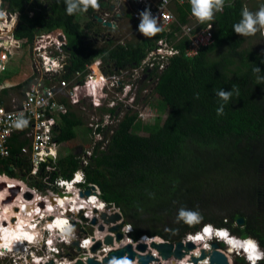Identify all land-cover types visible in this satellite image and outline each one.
<instances>
[{
    "label": "trees",
    "instance_id": "1",
    "mask_svg": "<svg viewBox=\"0 0 264 264\" xmlns=\"http://www.w3.org/2000/svg\"><path fill=\"white\" fill-rule=\"evenodd\" d=\"M3 1L20 14L17 40L29 43L36 34L53 31L66 35L70 63L64 77L83 70L98 57L105 63L114 62L119 75L135 70L158 48L161 37H168L178 53L169 57L163 70L159 63L144 70L145 83L151 84L150 98L145 100L144 114L148 112V116L131 109L121 116L122 102L114 108L102 104L100 114L110 110L114 120L98 128L103 139L93 145L90 155L85 150L62 155L61 171L72 177L83 170L84 185L100 187V198L120 209L133 226L134 238L146 233L175 243L210 223L242 238L251 236L264 250V80L258 79L264 77V50L246 46L247 37L232 30L248 0H226L223 12L216 13L211 25L214 43L203 46L195 57L187 55L192 43L188 37L176 39L181 31L177 25L170 34L162 31L152 38L141 35L127 44L100 46L90 40L99 24L82 19L94 12L91 8L70 16L64 0L52 2L50 11L42 1L32 2L31 8L27 7L30 0ZM175 12L183 24L192 22L188 0L176 3ZM204 27L207 24H197L195 30ZM256 66L261 68L259 73L253 71ZM142 87L138 88L139 103ZM220 89H238L239 95L234 91L225 103L216 95ZM222 103L224 114L218 116L216 109ZM83 118L72 109L61 114V132L55 139L60 143L84 141L74 140L84 128L92 130ZM27 142H13L11 157L0 158V175L19 179L31 171L29 157L21 153ZM10 166L16 169L10 170ZM181 207L199 210L203 221L191 227L177 222ZM239 217L245 218L242 226L236 223ZM236 263L247 261L236 257Z\"/></svg>",
    "mask_w": 264,
    "mask_h": 264
},
{
    "label": "built area",
    "instance_id": "2",
    "mask_svg": "<svg viewBox=\"0 0 264 264\" xmlns=\"http://www.w3.org/2000/svg\"><path fill=\"white\" fill-rule=\"evenodd\" d=\"M178 1L184 2L185 0H167L166 3L165 0H142V3H139L140 7L133 11V17L139 20L138 13L148 6L152 14L159 17L163 31H169L177 21L176 14L171 9V6ZM169 15L174 17V19L169 20ZM184 30L185 34L192 41L187 49V55L190 57L198 55L203 46L207 47L214 43L212 26L209 29L207 27L198 32L194 31V27L192 26H185ZM59 32L55 36L51 32L36 34L31 41V53L35 60L36 73L34 81H37L34 85L28 89L16 90V92H8L7 90L4 93L3 90L7 88L0 89V109L3 110V113L0 114V158L8 159L11 157L10 139L14 134L24 131L22 136L28 142L22 146L21 153L29 157V169H31V171H26L25 178L10 179L8 175V177L0 175L2 178L15 181V183L10 184V181L0 180V185L6 184L8 187L5 190V199L0 197V209L4 208V202L9 197H12L11 190L19 186L21 188L20 195L16 198V203L18 200L21 202L25 201L24 204L13 203L10 206L7 204L5 206L7 208L2 213L4 219H2L1 225L5 230L9 229L10 223L15 224L17 221V215L26 211L27 207H29L27 214L29 216L34 214L35 217L31 222H33L32 225L35 227L34 230L39 234L38 243L29 244L26 240L21 244V248H17L16 250L13 247L12 252H5V255L0 257V260L3 261L6 258H11L10 264H57V261H59V264H73L82 254L84 262H86L84 258L88 256H93L97 260L103 261L111 250L121 248L128 243L135 247L142 241L148 242V244L156 240L165 242V240L159 237H151L146 233L142 234L139 238H134L131 236L133 226L127 223L121 229L125 236L123 241L116 242L115 240L114 245L103 244L96 252L91 250V246L98 240L103 239L108 233L107 231L102 232L99 230V225L103 223L100 213L105 211L108 214H113L121 211L113 203L111 208H107L110 203L104 201L101 203L103 207L97 208V211L94 210L96 207L80 208L82 204L76 207L78 211H72L78 201L85 204L86 200L93 197L92 194H95L97 201H99L101 199V189L94 183H91L88 187L84 185L87 183V178L83 170L78 171L83 172L84 183L82 181L73 183L78 171L72 177L61 171V160L55 149L57 143L55 138L59 134L60 127L59 120L61 114L74 109L73 106L81 104V101H85L86 99L92 100L99 107L106 102L103 98L108 96L109 90L114 89L116 96L123 92L121 88H125L126 85L130 86V90H132L133 87H137V77L133 75L127 79L126 71L119 75L116 70L105 63L102 57L94 59L83 70L74 72L71 77H64L63 74L67 71L62 74L61 72L67 69L70 62L69 54L65 52L67 39L61 31ZM136 32L139 33L137 28ZM166 38L164 37L159 40L158 48L152 51L141 67L135 69L137 73H142L147 66L154 68L157 63L160 64V69L163 70L167 66L169 57L178 53V48L173 46ZM123 43L125 44V42ZM15 44L17 45L19 42L15 41ZM9 47L10 44L0 42V69H2L0 72L6 71V63L12 53ZM54 63L61 65V67L59 69L53 68ZM94 83L97 84V89H95L97 92L90 99L88 97H90L91 91L88 90L82 93V89L90 85L93 87ZM10 88L8 89L10 90ZM126 103L129 104L130 101ZM20 112H24L26 118L30 121L28 127L22 131L12 127L13 120ZM112 119L110 113L94 115L89 122V126L93 129L91 133L94 144L103 139V135L98 131V128L110 125ZM105 120L108 121L107 124H105ZM92 148L93 146L87 149L84 148L85 155H90ZM52 152H55L56 155L52 156ZM83 162L85 163L86 161ZM63 182L70 183L72 185L71 190ZM87 189H92L93 193L90 196H82V192H85ZM61 191L73 192L77 199L72 201L69 197L70 195H61ZM28 193H31L33 197H27ZM80 197L82 198L81 200L78 199ZM8 210L10 214L7 213ZM82 210L84 211V216L88 218L87 221L78 215ZM58 218L68 219L75 226V239L80 240L82 249L78 250L76 246L64 243L60 238L59 229L55 227L49 228ZM93 218L97 219V224L91 222ZM5 223H7L6 226L4 225ZM129 225L131 226V231L128 230ZM107 227L108 225H106ZM29 229L32 230L31 227ZM111 234L115 235L114 233ZM40 235H42L43 240L41 239L39 244ZM49 240L52 241L51 246L48 243ZM85 240L91 241V243L85 246ZM74 251H77V254ZM151 251L155 255L158 254L157 251ZM137 260L135 259L134 261ZM151 264H171V262L159 257L158 262H152ZM179 264L193 263L190 257L187 256Z\"/></svg>",
    "mask_w": 264,
    "mask_h": 264
},
{
    "label": "clouds",
    "instance_id": "3",
    "mask_svg": "<svg viewBox=\"0 0 264 264\" xmlns=\"http://www.w3.org/2000/svg\"><path fill=\"white\" fill-rule=\"evenodd\" d=\"M136 1H137L136 6L140 7L139 3H142V0H136ZM186 1L187 0H185L184 2L182 1H178V2L185 3ZM166 2L167 0H165V3ZM64 3L66 5L65 12L67 15H70V16L75 15L77 13H86L89 10V8L96 10V11H98L100 8V4L98 0H64ZM176 3L174 4L176 5ZM188 3L190 5V13L192 15V18L194 17L198 24H207V27L209 29L211 28L212 22L215 21L216 13L223 12L226 0H188ZM173 5L171 6V9L174 11ZM124 9L128 14L129 10L126 9V6L124 7ZM120 12L122 13L123 11L120 9ZM4 14L5 13L3 11H0V17H3ZM138 16H139V20H138L139 22L136 28L139 31V33H141V35H143L144 37L152 38L154 36H157L160 32L163 31V26L159 22V17L152 14L150 7L146 6L142 11L138 13ZM176 17H177V21L175 22V24L172 25L171 30L168 31L169 34L172 33L174 25H177L178 27H180L181 31H177L175 35L176 39H183L184 37H188L185 34V30H184L185 26H192L194 27V31H196L195 29H196L197 24L193 25L192 22L183 24L179 20L177 14H176ZM168 19L172 20L174 19V17L169 15ZM115 27L116 26L113 25V28ZM207 27H204L203 29H206ZM232 30L239 36H243V37L254 36L258 31L264 30V2L260 3L255 11L250 10L247 6H243L240 12V19L237 23L233 24ZM212 31H213V27H212ZM55 32H59V31H55ZM161 38H164V37H161ZM15 41L19 42L17 46L18 48H22V44L20 42L27 43L26 40L20 41L17 39H14V40L7 39L6 41H2L0 39V42H6L7 44H10V47H9L10 51L16 48ZM34 64H35V60H34ZM60 67L61 65L59 64H55V63L53 64V68L55 69H59ZM253 71L255 73H259L261 71V68L256 66L253 69ZM35 77H36V73H35V66H34L33 73L29 76V78H31L30 80H32V79H35ZM258 79L264 80V77L258 76ZM18 89L19 88H14L13 86H11L10 90L7 88L8 92H16V90ZM88 90L91 91V95L90 97H88L91 99L95 96L97 91H95V89H93V87L90 85V86L84 87L82 89V93ZM234 91L236 92L237 95H239L238 89H230V90L220 89L216 92V95L220 98L221 101L226 103L230 100ZM112 98L113 97H110L109 95L106 96L105 98H103V100L105 99L104 101L106 102H104L103 104H108L107 101H112L113 100ZM197 98H198V94H197ZM87 100L88 99H86L85 101H81V104L73 106L74 109L72 110L76 111L79 114V107L83 104L84 107H86L85 109L86 112H82L81 114H79V116L87 117L88 118L87 124H88V127H90L89 122L92 120L95 114H93L94 111H92L91 114H87L88 112H90L88 111L89 102H87ZM91 102L93 103L92 100L90 101V103ZM93 105L95 107H98V105H95L94 103ZM2 113H3V110L0 109V114ZM216 114L218 116H222L224 114V104L223 103L220 104L219 107H217ZM29 123L30 121L26 118L24 112H20L16 115L15 119L13 120L12 127L17 130L22 131L28 127ZM92 131L93 129L90 132ZM55 155L56 153L52 152V156H55ZM83 180H84L83 172L78 171L75 175V180L73 181V183L81 182V181L83 182ZM63 183L67 184L68 189L71 190L72 185L70 183H67V182H63ZM101 207H103V205H101ZM72 211H78V209L73 208ZM176 221L177 222L182 221L184 224L191 227L196 224H200L203 221V216L201 215L199 210H191L185 207H181L178 210ZM52 227L59 229L60 238L63 240L64 243L71 244L72 241L75 239V234H74L75 226L71 224L68 219L58 218L54 221L53 225L49 226V228H52ZM128 230L131 231L130 225L128 226ZM4 231L6 233L5 236L4 237L0 236L3 239V242L0 243V249H2L0 250V257H3L5 255V251L12 252L14 242H19L22 244L24 240H27L29 244L38 243L39 234L35 232L30 234L29 232L25 231L23 227H20L17 231H12V232H9L8 230H4ZM214 237L220 241H223L228 246L229 252L235 253L237 256L242 255V257L245 258L248 264H258L259 262H264V250L260 246L258 240L254 239L251 236H245L243 238L239 236L238 237L234 236L228 228H216L210 223L204 224L200 232L194 235H189V239L187 240L185 239L184 241H189V240L193 241L196 239H201V240L207 239L211 241ZM48 243L51 246L52 241L49 240ZM90 243L91 241H88V240L84 241L85 246H87ZM205 249L206 250L210 249V244L206 243ZM193 255L199 258L201 253L196 252V253H193ZM84 259L87 261V259L89 258L85 257ZM57 264H59V261H57ZM107 264H138V260L134 261L132 258L131 259L129 258L127 253H124L123 255H120V256H115V255L111 256L110 258L107 259ZM199 264H209V258H204L203 260H200Z\"/></svg>",
    "mask_w": 264,
    "mask_h": 264
},
{
    "label": "water",
    "instance_id": "4",
    "mask_svg": "<svg viewBox=\"0 0 264 264\" xmlns=\"http://www.w3.org/2000/svg\"><path fill=\"white\" fill-rule=\"evenodd\" d=\"M95 20L104 23L106 26L113 27L112 21H105L104 18H101L99 16L92 17ZM118 24V22H116ZM117 24L115 25L117 27ZM105 37V34L102 35ZM102 37V38H103ZM10 170H15L16 168L14 166H10ZM6 184L0 185V191L3 190V188H6ZM20 186L18 188L12 189L11 194L12 197H9V199L6 201L7 203H11L20 192ZM61 195L71 194L69 192L61 191ZM93 193L92 189H87L85 192H82V196H90ZM27 197H33L31 193H28L26 195ZM113 206L112 203L108 204L107 208H111ZM97 211V209H94ZM82 219L88 220L84 216V211L82 210L78 214ZM100 217L103 220V223L99 225V230L102 232L107 231L108 233L104 236L103 239L98 240L94 245L91 246V250L93 252H96L99 248L102 247L103 244L106 245H114L115 240L116 242H121L124 240L125 236L123 231L121 230L128 222L126 219H124L123 214L121 212H115L113 214H108L107 212L103 211L100 213ZM93 224H97V219L93 218L91 220ZM113 223V224H112ZM236 223L240 226L244 225L245 218L239 217L236 220ZM5 226L7 223L4 224ZM106 225L108 227L106 228ZM114 233L115 235L111 234ZM80 240L75 239L72 241L71 245L76 246L78 250L82 249L80 245ZM210 249L206 250L205 247H201L194 244L193 241H178L175 243L172 242H161V241H152L150 244L148 242H139L135 247L128 243L125 246L111 250L106 256L103 261L97 260L93 256H88L89 259H87L86 262L83 261L82 257L83 254L80 255V258L73 264H107V259L111 256H120L124 253H127L129 258L135 260L138 259L139 264H151L152 262H158L159 257H161L163 260H170L171 264H178V262H181V260L186 255H191V260L194 264H199L200 260H203L204 258H209V264H231L228 255L225 253V251L222 249L221 245L218 241H212L209 243ZM198 247H200L199 252L201 253L200 257L197 258L193 254H191V251L196 250ZM157 251L158 257L151 251ZM75 254H77V251H74ZM49 264V263H48ZM232 264H242V263H232ZM248 264V263H246ZM258 264H264V262H259Z\"/></svg>",
    "mask_w": 264,
    "mask_h": 264
},
{
    "label": "rangeland",
    "instance_id": "5",
    "mask_svg": "<svg viewBox=\"0 0 264 264\" xmlns=\"http://www.w3.org/2000/svg\"><path fill=\"white\" fill-rule=\"evenodd\" d=\"M247 2H248V5L247 6L250 9V8H253L257 4L259 5L260 3L264 2V0H248ZM192 24L193 25L198 24L197 21H196V19L194 17L192 18ZM126 26L129 27L128 24H125V26H122V28L120 29V31L118 29V32L119 33H122L123 36L128 37V39L129 38H132V36L129 34V32L131 30L128 27H126ZM58 33H60V32H55V31L51 32V34L53 36L57 35ZM1 34H4V33L2 32V33H0V35ZM2 36H4V35H2ZM1 40L2 41H6L7 39H5V38L2 37ZM124 40H127V39H121L120 42H122ZM132 40H134V37H133ZM117 41L118 40H116L113 44H109L107 42L100 41L99 42V45L100 46H103V45H106V46L116 45V42ZM245 45L246 46H254L257 49L264 50V30L258 31L254 36L247 37V42H246ZM11 51H12V55H11L9 61L6 63V71L5 72H0V89L9 88L12 85H16L20 80H22V78H25V80H26V78L33 73V69H34V59H33V55L31 53L30 47L23 46L19 51H17L16 49L15 50L12 49ZM66 71H67V69L65 71H62L61 74L64 73V72H66ZM132 72L133 73L135 72L134 75L137 77L136 82H138L139 75H141V74L136 73V70H132ZM140 86H143L142 87L141 94L147 95L146 96V99L149 100L150 94H151V90H150L151 84H150V81H148L147 83H145V79H144V84H142V82H141ZM137 89L138 88L133 87V91L131 92L130 91V86L126 85L125 88L124 87L121 88V90H123V92L120 95L116 96V91L114 89L111 90V91L109 90V93L107 95L110 94V97H113V98H118L119 97V99H116L117 105H118L119 102H129L130 99H128V98L131 95H133L134 94V91L137 90ZM117 93H118V91H117ZM87 102H90V101L87 100ZM139 104L140 103H138L136 106L135 105H133V106L137 107V106H139ZM141 105H144V106L147 107L148 104L147 105L146 104H141ZM99 107H95L93 105V103L91 102V104L88 106V111H90V112H88L87 114H91L92 111H94L93 114L99 115V113H98L99 112ZM82 112H86L85 107H84L83 104L79 107V114H81ZM142 116L144 118L147 117L148 116V112H146L144 114V111H142ZM112 121H114V120L112 119ZM104 122H105V124L108 123L107 120H105ZM83 131H84L85 134L88 133L89 135H91V132L88 131L86 128H84V130L79 131L80 132L79 133V136H77L74 140H77V139L80 138V136H83V134H81V132H83ZM81 139H82V137H81ZM86 141H87V143L85 145V148L86 149L87 148H91L94 145V143L92 141V138L90 139V137H89V139H87ZM73 145H74L73 141L63 142V143H61L59 145H55V149L57 150V153H59L60 155H66V154H68L71 151L70 146L72 147ZM4 209H6V207H4ZM211 209L214 210L215 209V206H213ZM232 234L234 236H237L234 233H232ZM187 239H189V236L186 238V240ZM216 240L219 241V244L220 245L223 244V245H221V247L225 251V253L228 255L231 264L234 263V262H236V257H239V258L242 257V255L237 256L235 253L229 252L228 251V246L223 241H220L217 238H213L211 241L208 240V242L210 243V242L216 241ZM198 248L200 249V247H198ZM196 252H199V250L193 251V253H196ZM10 261H11V258H6V259H4V261L3 260H0V264H10Z\"/></svg>",
    "mask_w": 264,
    "mask_h": 264
},
{
    "label": "flooded vegetation",
    "instance_id": "6",
    "mask_svg": "<svg viewBox=\"0 0 264 264\" xmlns=\"http://www.w3.org/2000/svg\"><path fill=\"white\" fill-rule=\"evenodd\" d=\"M34 1H42L44 3V5L46 7H48V11H50L53 9V7H51L50 4L52 2L53 3L58 2L59 0H30L29 3L27 4V7L31 8L33 6L32 2H34ZM136 3H137L136 0H99V4H100L99 10L98 11L94 10V12L91 13L89 16H83L82 17V19L85 20L86 22L90 19H93L92 21L99 24V28H96L97 30L95 29L96 31H94V29H93L94 32H93V34L90 35V40H92L96 43L99 40H104V41L111 40L112 42L115 40H118V43H119L121 41L122 37L120 35H118L119 32L117 30V27L113 28L110 26H106V25H104V23H101L92 17L99 16L101 18H104L105 21H112V23L114 25H116L117 24L116 22H118L122 18V17L119 18V15H121L120 9L122 7L127 6L128 4H136ZM9 5H10L9 2L6 3L3 0L0 1V11H3L5 13L3 17H0V33H2V32L4 33V34H1L0 37L1 38L3 37L5 39H13L14 40V39H16L15 38L16 32H17L16 30H17V27L19 24L20 14L19 13L16 14V12H12L9 8ZM33 9H37V8L34 7ZM41 12H45L44 9H42ZM30 13H31V15H34L33 10H31ZM11 14H13L14 17H19V19L14 20V17ZM103 34H105V37L102 36ZM2 35H4V36H2ZM139 35H141V34H139ZM20 43L22 44V47L23 46L30 47V44H31V42H29V43L20 42ZM108 66L112 67L114 70H117L115 68L114 62L109 63ZM144 70L142 73L138 72L141 75H139V80L136 83V86H137L136 88L141 87L140 86L141 82H142V84H144V79H146V76H147V74L144 72ZM125 71L127 72V79H129V75L132 76L135 73V72L133 73L132 70H129V72H128V70H125ZM130 91L132 92L133 89ZM137 94H139L138 89L135 90L134 94L129 97L130 103L128 105L126 102L121 103L120 108L123 109L121 111V116L125 115L129 109H132V111L137 110V111H144L145 112V109H147V107L144 105H141V104L146 103L145 100H147L146 99L147 95L142 94L143 96L141 97V103L139 104V106L133 107V104L136 103V105H137L139 103V101H137ZM112 99H113L112 101H107V102L111 108L112 107L114 108L117 105L116 99H118V98H115V99L112 98ZM110 114H111V116H113L112 113H110ZM114 117H117V113H115ZM76 149H79V148L76 147V145H75L73 151L77 152Z\"/></svg>",
    "mask_w": 264,
    "mask_h": 264
},
{
    "label": "crops",
    "instance_id": "7",
    "mask_svg": "<svg viewBox=\"0 0 264 264\" xmlns=\"http://www.w3.org/2000/svg\"><path fill=\"white\" fill-rule=\"evenodd\" d=\"M175 4L173 5V9H174V11H175ZM138 8V6H136V4H128L127 6H126V9L127 10H129V13L127 14V12L125 11V9H124V7H122L121 8V10L123 11L122 13H121V15L119 16V18L120 17H122L119 21H118V24H117V30L119 29V31H120V29L122 28V26H125V24H128L129 25V27L128 26H126V27H128L131 31L129 32V34L132 36V38H129L128 39V37H125V36H123V34L122 33H119L118 35H120L121 37H122V39H127V40H124V41H122V42H125V44H127V42H130V41H135V40H137L138 38H140V36L141 35H139L137 32H136V26L138 25V21L133 17V11L134 10H136ZM18 12H16V14H17ZM14 14V13H13ZM12 14V16L14 17V15ZM20 17V16H19ZM19 17H14V20H16V18H17V20L19 19ZM62 34L63 35H65L63 32H62ZM138 36V37H137ZM65 37H66V35H65ZM133 37H134V40H132L133 39ZM100 41H102V42H107V43H109V44H113L115 41H111V40H107V41H104V40H99L98 42H97V44H99V42ZM119 43H121V42H119ZM118 43V41L116 42V45H118L119 44ZM116 45H109V46H111V47H114V46H116ZM18 46V44L15 46L16 48V50L17 51H19L21 48H18L17 47ZM15 49H13V50H15ZM31 49V48H30ZM11 57V56H10ZM10 57H9V59H10ZM9 61V60H8ZM34 66H35V64H34ZM29 79H31V78H29V76L26 78V80H25V78H22V80H20L16 85H12L14 88H19L18 90H21V89H28L30 86H32V85H34V83L35 82H37V81H34V79H32V80H30L27 84H26V86H24V84H25V82L27 81V80H29ZM25 80V81H24ZM23 81V82H22ZM21 82V83H20ZM91 103L89 102L88 103V105H90ZM98 112V111H97ZM99 113V112H98ZM108 113H110V110H107L105 113H103V114H108ZM100 114V113H99ZM85 121H86V124H87V121H88V118L87 117H84L83 118ZM61 118H60V120H59V124L61 125ZM87 127H88V124H87ZM24 133V131L23 132H18V133H16V134H14L13 136H12V138L10 139V142H11V148H12V145L14 144V143H16V144H19L20 142H22V140H27V139H24L23 138V136H22V134ZM58 133H60V131H58ZM81 134H83V136H80V138L82 137V139L83 140H85V141H79V142H77V141H73V140H71V141H73V143H74V145L71 147L70 146V148H71V151L72 152H74L73 150H74V146L76 145V147H78L79 149H76L77 150V152H74L76 155H78V154H80L82 151H83V149L85 148V145H86V143H87V139H89V137H90V139L92 138V135H89L88 133L87 134H85L84 133V131L83 132H81ZM14 142V143H13ZM67 142H69V141H67ZM59 144H61L60 142H58L57 141V143H56V145H59ZM18 146V145H17ZM80 150V151H79ZM58 154V156L61 158V156L62 155H60L59 153H57ZM3 176H5V177H8L6 174H3ZM10 179H11V177H9ZM4 230L5 229H3L2 228V231L1 232H4ZM42 239V235H40V237H39V244H40V240ZM43 240V239H42Z\"/></svg>",
    "mask_w": 264,
    "mask_h": 264
},
{
    "label": "bare ground",
    "instance_id": "8",
    "mask_svg": "<svg viewBox=\"0 0 264 264\" xmlns=\"http://www.w3.org/2000/svg\"><path fill=\"white\" fill-rule=\"evenodd\" d=\"M94 89H97V84L96 83H94ZM4 180V181H10V180H8L7 178L5 179L4 177L2 178V177H0V180ZM13 183H15V181H10V184H13ZM8 188V187H7ZM5 190H6V188H3V192L2 191H0V197L1 198H4L5 199ZM8 190V189H7ZM9 191V190H8ZM71 194H66V195H70L69 197H70V199L73 201L74 199H77V197H76V195L73 193V192H70ZM20 195V192L18 193V196ZM93 195V197L91 198V199H89V200H86V203L85 204H83V203H79L80 201H78L77 202V204H75L74 205V208H76V207H78L80 204H82L81 206H80V208H93V207H96V208H101V203L103 202V200H99V201H97V197H95V194H92ZM18 196L16 197V198H18ZM16 198L11 202V203H7L6 201L4 202L5 203V206L7 205V204H9V206L11 205V204H13V203H16ZM21 198V197H20ZM78 199H82L81 197L80 198H78ZM24 202L25 201H20V200H18L17 201V203L16 204H18V203H21V204H24ZM4 206V207H5ZM7 208V207H6ZM3 210H4V208H1L0 209V236H2V237H4L5 236V231L4 232H1L2 231V228L4 229V227L1 225V221H2V219H4L3 217ZM28 211H29V207H27V209H26V211H24V212H22L21 214H18L17 215V221L15 222V224L14 223H10V228L9 229H6V230H8L9 232H12V231H17L20 227H23V229L25 230V231H27V232H29L30 234L31 233H33V232H35L36 233V231L34 230V226L32 225V223L33 222H31L32 221V219L35 217L34 216V214H32V215H28L27 213H28ZM7 213H9L10 214V211L8 210L7 211ZM25 224L27 225L26 227H25ZM32 228V230L31 229H29V228ZM2 237H0V243H2L3 242V239H2ZM215 238V237H214ZM215 240V239H214ZM24 241H26V240H24ZM24 241H23V243H24ZM157 241H160V240H157ZM219 242V241H218ZM22 243V244H23ZM193 243L194 244H196V245H198V246H200L201 245V247H205V244L207 243V244H209V242H208V240L207 239H205V240H201V239H196V240H193ZM13 247H14V249H16L17 250V248H21L22 246H21V243H19V242H14L13 243ZM0 250H2V249H0ZM196 250H199V248L198 249H196ZM193 251H195V250H193ZM193 251H191V254H193ZM6 252V251H5ZM156 256L158 257V254H156ZM187 256H189L190 257V259H191V255L189 254V255H186L185 257H187ZM184 257V258H185ZM170 261V260H169ZM191 262H192V260H191ZM193 263V262H192ZM178 264H179V262H178ZM194 264V263H193Z\"/></svg>",
    "mask_w": 264,
    "mask_h": 264
}]
</instances>
